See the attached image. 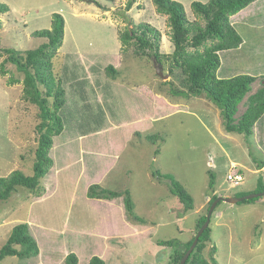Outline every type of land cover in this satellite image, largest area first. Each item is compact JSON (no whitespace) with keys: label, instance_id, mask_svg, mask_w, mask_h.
<instances>
[{"label":"rangeland","instance_id":"obj_1","mask_svg":"<svg viewBox=\"0 0 264 264\" xmlns=\"http://www.w3.org/2000/svg\"><path fill=\"white\" fill-rule=\"evenodd\" d=\"M178 1L183 3L189 19L198 17L205 24L194 14L195 0ZM127 2L0 0L9 7L0 13L2 47L21 52L34 49L46 39L32 33L50 28L55 12L61 13L66 22L63 45L52 60L53 72L62 78L66 91V103L60 111L64 129L54 136L50 149L54 164L36 190L18 186L9 199L0 200V248L16 224L27 222L43 254L27 259L7 256L0 264H66L70 252L77 253L79 264H89L88 257L99 256L102 249L107 250V264H173V250L158 245V241L179 238L185 243L195 234L197 219L210 207V172L215 175L218 196L255 186L261 175L264 179V171L254 173L256 160L264 161V114L256 125V135L244 141V134L225 130L220 108L204 93L190 98L173 95L172 89H185V76L181 68L171 67L174 47L169 16L160 12L153 0H137L125 10ZM230 20L243 42L238 48L220 52L217 75L256 77L251 91L239 104L238 119L248 107L250 96L264 87V0L252 2ZM141 23H150L161 31V51L170 55L162 64L150 56L138 55L135 43L123 46L119 32L127 24L132 27ZM3 59L0 57V64ZM109 66L117 72L112 74ZM6 70L5 74L0 70V177L14 170L32 175L39 107L23 96L24 74L11 63L6 64ZM11 79L19 82L11 83ZM151 80L157 92L155 107L134 109L142 104L136 93ZM81 84L84 90L80 92ZM100 92L107 93L109 99L104 103L113 102V109L106 110L105 104L98 109L96 98ZM49 98L51 104L53 98ZM82 119L86 126L81 125ZM100 128L109 129L94 134ZM86 129L89 136L85 135L84 142L91 148L116 151L113 159L77 152L79 145L73 137ZM150 135L158 138L152 140ZM233 165L245 175V182L239 185L227 180ZM153 169L174 174L194 197V208L185 212L167 181L153 178ZM94 183L121 193L128 189L135 213L145 222L126 217L124 196L115 202L89 197L88 188ZM263 200L264 196L258 203L264 205ZM248 204L221 201L216 207L210 227L221 212L226 215L224 221L229 222L227 227L216 229L213 242L211 238L206 242L203 254L207 259L216 241L218 264H264V207L256 209ZM232 231L233 238L229 236Z\"/></svg>","mask_w":264,"mask_h":264},{"label":"trees","instance_id":"obj_2","mask_svg":"<svg viewBox=\"0 0 264 264\" xmlns=\"http://www.w3.org/2000/svg\"><path fill=\"white\" fill-rule=\"evenodd\" d=\"M256 0H209L207 2L194 1L192 8L194 14L203 18L205 24L196 19H189L182 2L178 0H153L160 12L169 16V27L171 28L170 40L174 47L171 53V67L181 68L185 76V89H172L175 96L190 98L200 96L203 93L208 99L214 102L221 111L223 125L227 132H236L250 137L254 133L256 122L264 114V87L257 93L250 96V103L240 118H236L239 104L251 91L252 84L256 80L254 75L237 74L232 77L219 78L217 71L221 66L220 52L238 48L243 38L232 24L230 17L240 10L249 6ZM137 0H128L125 10H130ZM6 3H0V13L8 11ZM128 20V24L131 23ZM65 18L61 13L55 12L52 16L50 28L35 30L32 35L45 38L34 49H27L24 52L14 47H2L0 45V57H4L0 64L2 73H6V64L11 63L18 71L24 74L23 96L26 100L39 107L40 123L37 126L38 145L35 150L34 173L27 175L21 170H14L7 176L0 177V200H7L18 186L36 190L41 179L48 174L54 164L50 155L53 145V138L64 129V122L60 111L66 103V91L63 87L62 78L57 77L53 72V58L58 49L63 45L65 37ZM126 26L119 32V38L123 46L131 43L136 44V52L141 56H150L160 64L164 58H170L169 54L161 51V31L150 23H141ZM2 21L0 19V28ZM210 42V43H208ZM203 48V50H202ZM112 74L117 71L113 66L108 67ZM19 80L11 79V83ZM52 97V103H49ZM150 139L158 136L150 135ZM158 153V151H156ZM256 160V159H255ZM257 161V169L264 167V161ZM209 180V204L218 197L215 194L216 178L210 172ZM152 176L162 182L167 181L170 191L178 197L183 204L184 211L194 208L195 200L185 186L176 179L172 173L162 172L160 169H153ZM264 190V179L261 175L254 191L239 192L235 196H244L252 192ZM88 196L92 198L114 199L124 196L126 216L130 220L145 222V218L134 211L135 203L131 192L127 189L124 193L117 190L101 187L99 183L91 184L88 188ZM263 197L245 199L241 202L253 203ZM221 201L218 203V205ZM217 205V206H218ZM206 214L197 219L196 232L206 221ZM212 228L205 229L199 238V242L185 264H218L214 255L217 248L213 247V254L207 259L203 251L206 242L211 238ZM195 234L185 243L179 238L161 239L158 245L169 246L173 250L171 261L179 264L186 251L190 248ZM185 245V249L181 247ZM40 248L37 240L30 232V225L27 222L16 224L6 242L0 248V262L7 256H18L19 258H30L39 255ZM66 264H79V257L75 252H70L65 258ZM89 264H107L98 255H94Z\"/></svg>","mask_w":264,"mask_h":264},{"label":"crops","instance_id":"obj_3","mask_svg":"<svg viewBox=\"0 0 264 264\" xmlns=\"http://www.w3.org/2000/svg\"><path fill=\"white\" fill-rule=\"evenodd\" d=\"M196 1V0H195ZM83 81H85V80H83ZM78 83L79 82H82V81H77ZM154 81L153 80H151V81H149L148 82V84H146V86L144 85V86H142L141 87V91L139 92V93H136V95L138 96V97H140L141 98V100H142V104H141V106L139 105V104H137L135 107H134V109H153L154 107H155V105H156V99H157V92H156V86L154 85V83H153ZM126 83H128V82H126ZM81 86V88H80V92L82 91V90H84V87L82 86V84L80 85ZM92 86V85H91ZM89 88V87H88ZM91 88V87H90ZM79 89V88H78ZM92 89V88H91ZM85 90H86V93L88 92V89L85 87ZM77 92H79V90H77ZM79 92V93H80ZM92 93H94V94H97V92H96V90H93V92ZM91 92H89V95L92 97V95H94V94H92ZM101 93V94H100ZM99 94H98V96H100V98L97 96V101H96V105H97V107H98V109H99V107H100V104H102V105H104L105 104V107H106V110H109V108H111V109H113L114 108V106L112 105V103L113 102H109L108 104L107 103H104V102H106V100H108L109 99V97H107L106 96V94H102V92H100ZM88 94V93H87ZM101 96H106V98H102ZM93 98V97H92ZM86 100H88V99H86ZM102 100H103V102H102ZM88 105V104H87ZM81 109H84V108H81ZM102 111H103V113H104V109H102V108H100ZM128 109H129V107H128ZM132 109H133V106H132ZM216 111L219 113V110L218 109H216ZM220 113H221V111H220ZM136 115H138V114H136ZM105 117H107V116H105ZM261 119V118H260ZM259 119V120H260ZM258 120V121H259ZM258 121L256 122V124H255V128H254V133H253V136H255L256 135V133H255V129H256V125H257V123H258ZM83 122V119L81 120V122L80 123H82ZM82 126H86L87 125V123L85 122V120H84V122L81 124ZM108 129L109 128H106V129H101L100 128V130H96L95 132H94V134H96V135H100L102 132H104V131H108ZM89 131H87V129L86 130H84V131H82L78 136H77V134L75 135V136H77V137H73V138H75L76 140H77V145H79V147L78 148H76L77 149V152L79 153V151H81V152H89L88 154H92V156H99V157H102V158H104V155L105 156H108V157H110L111 156V158L113 159L114 157H112L113 156V154L116 152V151H111L110 153L107 151V150H105V149H103L102 150V148H100V146H99V148H91V146H88V144H86L85 142H84V140H85V135L86 136H89V133H88ZM243 135V134H242ZM244 136V135H243ZM253 136H250V137H253ZM79 137H80V139H79ZM244 141H247L246 140V137L244 136V139H243ZM75 141V140H74ZM118 141V139L117 140H115V142H117ZM130 142V141H129ZM129 142L127 143V146H128V144H129ZM126 144V143H125ZM95 152H99V155H98V153L96 154ZM101 153V154H100ZM106 153H108L107 155H106ZM118 154V153H117ZM74 159H75V157H74ZM257 169V168H256ZM264 171V167L262 168V169H257L256 170V172H254V173H262ZM244 173V172H243ZM243 182H245V178H244V181ZM242 182V183H243ZM257 184H258V181H257V183L255 184V186H250V185H247L246 187H244V188H242L241 190H238L236 193H238V192H251V191H254L255 189H256V187H257ZM236 193H234V194H232V193H226V194H220V196H233V195H235ZM215 194H217V195H219V192L217 191V190H215ZM87 195H88V191H87ZM104 199V198H103ZM116 198H114V199H107V200H110V201H112V202H115L116 200H115ZM263 202H264V200H263ZM248 207H251V208H256V209H259L260 207H264V205H262L261 203H258V201H256V202H253V203H251V204H248ZM197 212V211H196ZM222 213V212H221ZM221 213H219L218 215H215V216H218L216 219H215V221H214V224H213V226H212V236H211V242H213V240H212V237H213V239H214V236H215V234H216V229L218 228V227H220V226H228V220H226V222L224 221V217L226 216V215H222ZM127 217V216H126ZM182 219V218H181ZM232 218H230V222H232ZM211 224H212V218H211V223H210V226H211ZM139 231V230H138ZM233 234H234V231H232V232H230L229 233V236L231 237V238H233ZM106 237H108L107 235H106ZM112 238V237H111ZM192 237H190L188 240H190ZM108 240V239H107ZM188 240H186V241H188ZM110 241V240H109ZM215 245L217 246V247H219V245H218V242H216L215 241ZM107 246V245H106ZM107 250L106 249H102L100 252H99V256L101 257V258H103L106 262L108 261L107 260V257L106 256H108V253L106 252ZM40 254H43V252H42V248H41V252H40ZM45 254V253H44ZM77 254V253H76ZM37 256H39V255H37ZM67 256V255H66ZM34 257H36V256H34ZM31 258V257H30ZM66 258V257H65ZM92 257L91 256H89L88 257V259H89V261H90V259H91ZM27 259V258H26ZM79 262H80V259H79ZM161 262V261H160ZM158 264H162V263H159V262H157Z\"/></svg>","mask_w":264,"mask_h":264},{"label":"water","instance_id":"obj_4","mask_svg":"<svg viewBox=\"0 0 264 264\" xmlns=\"http://www.w3.org/2000/svg\"><path fill=\"white\" fill-rule=\"evenodd\" d=\"M263 196H264V190L260 191V192L248 193L247 195H244V196H235V195H233V196H218L211 203V205L208 209V212L206 214V216H207L206 221L202 224V226L199 228V230L195 234V238H194L190 248L186 251V253L182 257L179 264H185V262L187 261V259L190 256V254L193 252V250L197 246L200 236L205 231V229L210 226L212 215H213V213H214V211H215V209H216V207L220 201H225V202H228L231 204H236V203H239L245 199H250V198H255V197H263Z\"/></svg>","mask_w":264,"mask_h":264},{"label":"built area","instance_id":"obj_5","mask_svg":"<svg viewBox=\"0 0 264 264\" xmlns=\"http://www.w3.org/2000/svg\"><path fill=\"white\" fill-rule=\"evenodd\" d=\"M212 165L213 162H210ZM245 175L237 165H233L230 172L227 174V180H229L233 185H239L244 181Z\"/></svg>","mask_w":264,"mask_h":264},{"label":"clouds","instance_id":"obj_6","mask_svg":"<svg viewBox=\"0 0 264 264\" xmlns=\"http://www.w3.org/2000/svg\"><path fill=\"white\" fill-rule=\"evenodd\" d=\"M211 161H209V164H210ZM211 166H213L212 164H210Z\"/></svg>","mask_w":264,"mask_h":264}]
</instances>
